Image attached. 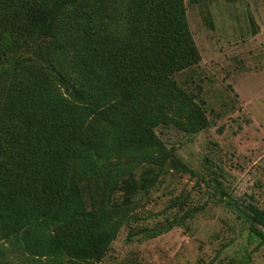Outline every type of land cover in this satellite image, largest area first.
Here are the masks:
<instances>
[{
    "label": "trees",
    "instance_id": "trees-1",
    "mask_svg": "<svg viewBox=\"0 0 264 264\" xmlns=\"http://www.w3.org/2000/svg\"><path fill=\"white\" fill-rule=\"evenodd\" d=\"M179 4L0 0V264L6 243L98 264L135 217L129 204L147 183L136 168L195 174L156 133L202 128L182 120L199 107L175 75L199 55ZM245 214L264 245V209Z\"/></svg>",
    "mask_w": 264,
    "mask_h": 264
},
{
    "label": "rangeland",
    "instance_id": "rangeland-1",
    "mask_svg": "<svg viewBox=\"0 0 264 264\" xmlns=\"http://www.w3.org/2000/svg\"><path fill=\"white\" fill-rule=\"evenodd\" d=\"M179 1L199 55L175 75L199 107L182 120L202 128L156 133L195 174L168 164L136 168L138 184L144 175L147 183L129 204L135 217L98 264H264L245 214L250 205L264 209V0ZM169 221L172 228L151 236ZM19 245L5 244L9 264H67Z\"/></svg>",
    "mask_w": 264,
    "mask_h": 264
}]
</instances>
